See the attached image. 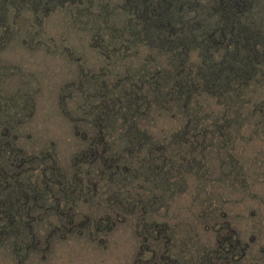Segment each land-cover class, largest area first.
<instances>
[{
    "label": "rangeland",
    "instance_id": "obj_1",
    "mask_svg": "<svg viewBox=\"0 0 264 264\" xmlns=\"http://www.w3.org/2000/svg\"><path fill=\"white\" fill-rule=\"evenodd\" d=\"M58 1L0 0V171L34 185L17 200L0 180L15 214L0 264H264V62L188 111L183 97L143 104L131 156L114 159L129 145L117 90L141 94L156 65L198 64L218 46L149 45L131 0ZM253 17L264 27V0ZM101 91L104 154L88 123Z\"/></svg>",
    "mask_w": 264,
    "mask_h": 264
},
{
    "label": "trees",
    "instance_id": "obj_2",
    "mask_svg": "<svg viewBox=\"0 0 264 264\" xmlns=\"http://www.w3.org/2000/svg\"><path fill=\"white\" fill-rule=\"evenodd\" d=\"M38 1L51 2V0ZM61 1L59 0L56 4ZM129 10L133 11L136 20V32H140L143 35V37L140 35V38L149 45L158 44L166 49L169 46L174 55L180 56H186L193 48H204L203 45H208L207 48L217 45L218 48L217 53L215 51L204 53L202 49L200 53L202 59L198 64L182 65L185 60L182 59L181 68L178 70L175 66H172V69H163L156 65L148 78L140 77L139 82L143 83L140 87L143 89L140 91L141 94L136 91L128 92L131 91V86L117 90L116 112L130 114L126 118L127 127L124 130V136L129 145L119 151L124 154L118 153L119 156L116 157L117 152L113 150L111 156L114 159H126L125 154L131 156L136 135L131 127L137 124L135 114L143 112V104L164 108L171 99L180 101L179 97H183L184 102L180 106L188 111L193 98L198 94L205 93L216 97L230 91H238L244 82L247 83L252 79L258 66L264 62V27L257 23L256 17H253V13L257 14V0H131ZM243 15L246 17L240 18ZM199 27L203 30L201 34L196 32V28ZM99 98H101L100 103L90 105L92 111L89 112L91 117L88 123L92 121L96 127L98 124L94 133L96 138L99 135L96 141L97 147L100 146L97 150L100 151L99 148H101L104 154V130L101 129L100 118L107 104L104 102L102 91L99 93ZM88 105L85 102L79 103L76 110L81 112L82 107ZM175 106L178 107V104ZM160 149L163 150V147ZM97 150L96 153H98ZM5 170L0 171V180L5 186H9L8 189L12 188L5 195L14 193L17 200L22 196L27 197L28 191L30 192L34 186L30 178L27 179V183L23 182V176L20 177L22 174L18 173L17 179L15 178L12 184L8 182V173L10 174L11 171ZM2 187L0 183V189ZM3 199L5 198L2 197L0 200ZM5 201L9 200L5 199ZM6 204L4 201L0 204L2 207L0 208V227L5 225L11 227L13 224L14 211L6 209ZM5 215L7 222L4 221Z\"/></svg>",
    "mask_w": 264,
    "mask_h": 264
}]
</instances>
